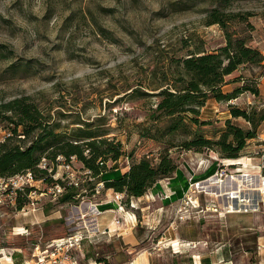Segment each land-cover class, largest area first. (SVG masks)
Listing matches in <instances>:
<instances>
[{
  "label": "rangeland",
  "instance_id": "374dc122",
  "mask_svg": "<svg viewBox=\"0 0 264 264\" xmlns=\"http://www.w3.org/2000/svg\"><path fill=\"white\" fill-rule=\"evenodd\" d=\"M215 9L247 16L246 22H230V30L248 37V43L264 55V0H0V101L30 96L45 116L50 115L65 129L78 127L82 121L93 122L95 128L106 130L107 137L122 142L131 158L142 154V149H158L169 141L181 144L190 138L189 134L168 135L167 119L151 117L158 98L137 97L131 92L136 88L148 91V85L157 87L170 81L172 59L186 55L188 49L213 51L224 46V30L206 24ZM261 73L264 63L259 67L245 65L228 78L223 91L244 84L257 87L258 95L245 92L234 103L249 111L263 110ZM199 119L206 124H190V130H200L211 139L225 128L228 119L250 127L243 118H232L229 102L214 98L200 109ZM8 126L7 121L0 122V139L10 133ZM149 130L160 141L153 143L146 137ZM257 133L242 158L228 160L247 159L251 178L264 188L260 160L264 124ZM172 155L180 167L174 178L159 181L147 195L133 199L128 207L123 205L124 211L136 216V234L142 246L160 250L156 263L209 264L207 260L211 259V264H264V191H251L252 186L233 181V177L240 179L245 173L240 171L241 164H224L215 151L174 148ZM205 161L209 175L197 179ZM126 162L123 158L110 163L114 171L104 178H118ZM61 163L46 168L53 179L65 182L66 174L74 171L80 179L79 203L61 202L54 194L56 185H47L43 180L34 178L22 183V179H16L14 183L21 190H15L12 199L6 197L0 204V253L4 256L0 264L31 261L36 245L44 248L53 239L86 229L84 224L91 229L92 218L96 221L104 214L92 209L107 198L104 184L98 194L102 182L88 179L80 162L75 160L71 170ZM217 173L225 188L234 187L247 199L235 202L237 212H229L228 197L207 195L208 191L199 187L190 190L191 183L202 182L204 188L212 185L208 179ZM172 179L187 184L183 196ZM94 186L95 194L91 190ZM17 196L26 202L22 210L17 209ZM241 204L248 205L239 207ZM82 213L88 214L86 222ZM124 222L126 225V219ZM104 237L97 235L85 242L83 251L76 253L80 264L91 260L114 264L112 258H107L113 249ZM171 238L182 241L172 246Z\"/></svg>",
  "mask_w": 264,
  "mask_h": 264
},
{
  "label": "trees",
  "instance_id": "16d2710c",
  "mask_svg": "<svg viewBox=\"0 0 264 264\" xmlns=\"http://www.w3.org/2000/svg\"><path fill=\"white\" fill-rule=\"evenodd\" d=\"M230 3L231 0H223ZM246 22L248 17L235 12L213 10L206 24L219 25L225 32L226 44L213 51L204 48L188 49V53L172 59L174 71L170 81L146 90L133 89L131 94L137 97H157L156 107L151 117L154 120L166 118L168 135L184 132L190 138L176 144L173 141L160 147L142 149V154L131 158L122 142L107 137L106 130L95 128L93 122L82 121L78 127L65 129L58 122L45 116L30 96L18 97L9 101H0V122L7 121L10 130L8 136L0 141V177H13L32 172L34 178L43 180L47 185H60L64 188L60 201L79 203V188L69 181L53 179L47 168L41 163L46 159L47 167L61 162L73 164L76 160L82 164L88 179L99 180L105 188L125 195L123 205L128 207L133 199L144 197L159 181L172 178L179 168L172 155L174 148L202 152L212 150L223 159L243 157L248 142L257 138L260 124H264V109L249 111L234 103L240 94L251 92L259 94L257 87L247 84L224 92L229 84L228 78L245 65L262 66L263 53L248 43V37L230 30V22ZM260 77H264L261 73ZM229 102L232 118H243L250 127H242L228 119L225 128L214 139L206 137L200 130L192 132L190 124H206L200 121V109L210 99ZM145 136L154 143L160 141L149 130ZM21 142V143H20ZM156 144V143H155ZM126 159L118 178H104L114 168L110 163ZM62 160V161H60ZM62 164V163H61ZM30 189V188H29ZM95 194V186L91 188ZM17 209L22 210L26 202L17 196Z\"/></svg>",
  "mask_w": 264,
  "mask_h": 264
},
{
  "label": "built area",
  "instance_id": "2783aa9c",
  "mask_svg": "<svg viewBox=\"0 0 264 264\" xmlns=\"http://www.w3.org/2000/svg\"><path fill=\"white\" fill-rule=\"evenodd\" d=\"M2 140L3 139H0V141ZM260 160H261V169L264 170V150L261 153ZM64 166L69 170L72 169V164L65 163ZM41 167L46 168L47 161H45V164L42 162ZM218 175L219 173L209 178L208 181H211V179L214 177H220ZM16 179H22L23 180L22 183L23 182L25 183L26 181L30 183L34 179V175L32 174V172H28L26 174L13 176V177H2V178L0 177V204L5 203L6 197H10L12 199L13 197H11V194L16 193V191H18V189L21 188L14 183ZM66 180L77 188L80 186V179L77 177V175H75L73 170H71L66 174ZM223 181L224 180H220V178L217 179V182L223 183ZM201 183L202 182L191 183L190 190L192 191V188L198 189ZM8 187L9 190L7 189ZM100 187H103V183H100V185L98 186L97 189L98 194L100 192L99 190ZM63 192H64V188L59 184L54 187L55 195L61 196ZM194 192L195 190H193L192 193ZM115 197H116V201L120 205V208L123 209V201L125 200V195L122 193H116ZM188 199L192 200L190 195L188 196ZM92 209L96 211L98 214L102 213V211H100L96 206H94V208ZM87 216L88 214L82 213L81 214L82 220L86 222ZM115 220L117 223H120V220L118 218H116ZM96 221H98L97 218ZM96 221L94 220L92 222L93 225L90 226L91 229H89L87 225L84 224V227H86V229L85 228L80 229L69 235H65L61 238L53 239L47 242L44 248H41L40 244L36 245L35 252L33 253V260L24 261L22 264H80L79 259L76 258V253L83 251L85 242L87 240H93V238L95 239L97 235L108 234L107 230L100 229V225L98 224V222L95 223ZM2 257L4 256H1L0 253V258ZM94 264H98V263H94Z\"/></svg>",
  "mask_w": 264,
  "mask_h": 264
},
{
  "label": "crops",
  "instance_id": "0c3cea01",
  "mask_svg": "<svg viewBox=\"0 0 264 264\" xmlns=\"http://www.w3.org/2000/svg\"><path fill=\"white\" fill-rule=\"evenodd\" d=\"M262 81L264 83V77ZM202 160L204 161V159ZM207 165L208 164L206 163V161L204 163L203 162L201 163L198 169V176L196 174L197 179L204 178L209 175L208 174L209 171L208 170L205 171L207 168ZM179 170H180V167L178 168L177 171ZM195 170L197 171V169H194L192 171L196 173ZM182 172L184 174L183 177L185 179L187 174L184 172V170ZM172 180L176 184V190L178 194L180 193L181 195L182 189L183 188L185 189L187 184L184 186L183 181L178 183L177 179H172ZM115 194L116 193L112 189H109L106 192L107 198H104L102 201L98 202V204L96 203L97 205L96 207L98 209L100 208L99 210L104 212L102 216L97 218L98 224L100 225L101 230H107L108 234L106 235V237H104V239L106 240L108 244L111 245V248L113 249L112 250L113 252H111V254H109L107 258L108 259L112 258L114 261V264H161V262L156 263L155 261V258H160V257H156V256H160V250H157L153 247L145 248L144 246H142L141 244L142 241H140L139 237L136 234L137 233L136 228H138V225H137L138 223H137L136 218L134 219V217H136L135 214H132L129 211H126V210L124 211L123 209H121L119 203L116 201ZM183 195H184V191H183L182 196ZM124 217L127 221L126 225L124 224L125 219L124 221H121L122 220L121 218H124ZM116 218L120 219V223L116 222L115 220ZM91 221L93 222L94 219L92 218ZM169 241H171L172 246H174L173 243L182 241V238H179V239L171 238ZM178 254H182V253H178ZM208 260H207V263L211 264L212 260L211 259L209 261ZM79 262L81 263V261ZM94 263H98V261L91 260L89 262V264H94ZM193 263L197 264L198 262L193 261ZM99 264H102V263L100 262ZM178 264H192V263L179 262Z\"/></svg>",
  "mask_w": 264,
  "mask_h": 264
},
{
  "label": "bare ground",
  "instance_id": "6f19581e",
  "mask_svg": "<svg viewBox=\"0 0 264 264\" xmlns=\"http://www.w3.org/2000/svg\"><path fill=\"white\" fill-rule=\"evenodd\" d=\"M223 162H224V164H229V165L232 164V163H239L242 166L240 171H245V173L243 175H241L240 179H238V177H236V176L233 177L232 178L233 181H235V182H243V183H246L248 186H252L251 189H250L251 191H255V190L264 191V188H260L259 184H256L254 182V180L251 178V174L248 172V168H249L250 162L247 159H240V160H235V161L234 160L223 159ZM209 182H211L212 185H210L208 187L205 186V188H206L205 189L204 187H202L204 183H201V185L199 186V189H201L202 191L207 190L208 191L207 192L208 195H215V196H218V197H228L230 199V203H231V207H230L231 210L229 211L230 213L237 212V210H236L237 207L235 206V202L236 203H237V201L244 202V201L247 200L244 196H242L240 194L241 192L235 190L234 187L225 188L223 183L219 184L220 182H217V177L212 178L211 181H209ZM211 186H214L215 188H217L219 190L221 189L222 193H219V192L217 193V192L213 191V188ZM260 186H261V184H260ZM244 190H247V188L244 189ZM241 191H242V189H241ZM243 205H248V204H241L239 207H241ZM175 245H177V243H175Z\"/></svg>",
  "mask_w": 264,
  "mask_h": 264
}]
</instances>
